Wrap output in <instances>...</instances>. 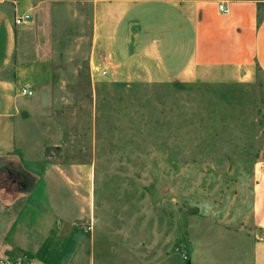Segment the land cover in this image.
I'll return each instance as SVG.
<instances>
[{"label": "rangeland", "instance_id": "obj_1", "mask_svg": "<svg viewBox=\"0 0 264 264\" xmlns=\"http://www.w3.org/2000/svg\"><path fill=\"white\" fill-rule=\"evenodd\" d=\"M15 1L30 14L19 25L26 55L48 70L33 95L13 93L18 151L38 172L58 164L74 181L84 174L89 214L77 225L101 239L96 264H157L171 252L180 264H251L264 234L254 223L260 68L236 77L217 67L193 81L102 75L91 61L92 0Z\"/></svg>", "mask_w": 264, "mask_h": 264}, {"label": "crops", "instance_id": "obj_2", "mask_svg": "<svg viewBox=\"0 0 264 264\" xmlns=\"http://www.w3.org/2000/svg\"><path fill=\"white\" fill-rule=\"evenodd\" d=\"M220 2L228 12L218 9ZM23 8L22 1L0 0V256L96 264L101 239L77 225L89 214L84 174L74 181L58 164L38 172L15 141L13 93L25 84L34 94V80L48 72L26 55L28 30L14 23L27 13ZM91 48L101 71L125 81L203 80L217 67L241 77L240 69L252 64L264 73V0H92ZM254 191V223L264 232V174ZM252 249L251 264H264V234ZM157 264H180L179 256L171 252Z\"/></svg>", "mask_w": 264, "mask_h": 264}, {"label": "built area", "instance_id": "obj_3", "mask_svg": "<svg viewBox=\"0 0 264 264\" xmlns=\"http://www.w3.org/2000/svg\"><path fill=\"white\" fill-rule=\"evenodd\" d=\"M218 9L222 12H228V9L223 2L218 3ZM30 20V14L24 13L21 16H17L14 19L16 25H24ZM106 70H102L101 74H105ZM20 93L22 95H32L33 91L27 86L23 85L20 87ZM89 228V227H88ZM0 264H32L31 258L27 253H14L0 256Z\"/></svg>", "mask_w": 264, "mask_h": 264}]
</instances>
